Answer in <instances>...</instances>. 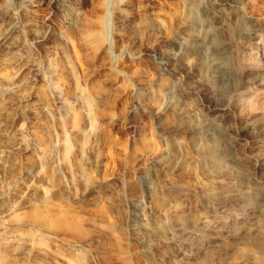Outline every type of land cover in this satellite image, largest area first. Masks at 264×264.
<instances>
[{
  "label": "rangeland",
  "instance_id": "374dc122",
  "mask_svg": "<svg viewBox=\"0 0 264 264\" xmlns=\"http://www.w3.org/2000/svg\"><path fill=\"white\" fill-rule=\"evenodd\" d=\"M201 1L192 9L193 31L188 32L180 24L183 10L176 0H0V264H264V229L241 240L219 241L210 253L194 252L192 258L177 244L161 243L152 230L178 218L184 225H239L260 214L264 227L259 200L233 199L243 188L264 198V83L242 86L264 77V0L261 16L256 11L252 18L228 5L216 8L225 10L234 26L231 37L223 34L219 44L236 43L233 29L240 19L262 36L241 42L240 56L225 59L231 70L224 79L227 89L213 78H201L198 57L191 53L203 44L209 21L202 13L206 0ZM187 60L191 74L181 66ZM212 85L218 94L209 90ZM176 98L187 112L179 117L171 106ZM213 104L230 107L228 136L221 134L216 156L206 152L205 138L193 130L213 117ZM212 180L221 184L212 187ZM214 196L222 213L209 212V204L218 202Z\"/></svg>",
  "mask_w": 264,
  "mask_h": 264
},
{
  "label": "bare ground",
  "instance_id": "6f19581e",
  "mask_svg": "<svg viewBox=\"0 0 264 264\" xmlns=\"http://www.w3.org/2000/svg\"><path fill=\"white\" fill-rule=\"evenodd\" d=\"M176 1H178L179 2V4H180V6H181V8H182V10H183V16L181 17L180 15V24H181V26L183 27V29L185 30V31H191L193 28H192V25H191V23H190V18H191V15H192V9H193V7H194V5L196 4V2L197 1H199V0H176ZM203 1V0H202ZM201 1V2H202ZM177 3V2H176ZM172 4H173V1H172ZM175 4V3H174ZM260 4H262V0H206L202 5V7H203V9H202V13H203V15H205L207 18H208V20L209 21H207L208 23L205 25V26H203L204 27V35L202 36V38H201V40H202V45L201 46H199V47H197L196 48V46H195V48L196 49H194L193 51H191V53L193 54V55H196L197 57H198V60H197V62H199L198 63V65H197V71H198V73H199V75L200 76H202L201 78H204V79H206V80H208V79H211V78H213V79H215V80H217L218 81V84L219 85H222L223 87H222V89L223 88H225V86H224V79H225V77H229L230 76V74H231V70H230V67H228V65H226V63H225V59L227 58V57H229V56H233V55H237L238 57L240 56V47H244V46H241V42H243V43H246V42H249L250 40H256V42H257V39L259 38V36H261L260 35V32L259 31H261V30H258L257 28H252V29H250L249 30V28H248V26H249V24L248 25H246L247 23H245L246 22V20H245V22L244 21H242V19H240L241 21H234L235 23H237V25H235V29H233L235 32H234V34L236 33L237 34V37H235L236 38V43H229V42H227L226 44L223 42L222 44H219V42H218V40L220 39V37L223 35V34H225V33H228L229 31H230V29H231V27H234V26H231L232 24H229V22H227L228 21V16H227V14L224 12V11H222V10H220V9H216V8H218V6H223V5H228V6H230V7H232V8H234V9H241V10H243V12H244V14H245V17L246 18H252V15L256 12V11H258L259 9H260ZM198 5V4H197ZM175 6V5H174ZM178 7V6H177ZM197 7V6H196ZM198 7H199V5H198ZM201 7V6H200ZM69 8V7H68ZM176 8V7H175ZM180 8V9H181ZM221 8V7H220ZM227 8V7H226ZM262 8V7H261ZM196 9V8H195ZM201 9V8H200ZM222 9H223V7H222ZM225 9V8H224ZM231 9V8H230ZM65 10V9H64ZM122 10V9H121ZM176 10V9H175ZM67 11V10H66ZM177 11V10H176ZM239 11V10H238ZM262 11V10H261ZM198 13V12H197ZM197 13L194 15V16H196L197 15ZM258 13H259V16H261L260 15V13L261 12H259L258 11ZM257 12H256V14H258ZM175 14V13H174ZM173 14V15H174ZM176 14H178V13H176ZM231 14V13H230ZM236 14V13H235ZM235 14H234V16H235ZM238 14V13H237ZM241 14V13H240ZM243 15V14H242ZM201 16H202V14H201ZM240 16V15H239ZM263 16V15H262ZM118 17V16H117ZM231 17V16H230ZM238 17V16H237ZM177 18V17H176ZM179 18H178V22H179ZM203 18H205V17H203ZM207 18L205 19V20H207ZM232 18H234L233 17V15H232ZM245 18V19H246ZM258 18V17H257ZM256 18V19H257ZM199 19V18H198ZM259 19V18H258ZM62 20V19H61ZM174 20V19H173ZM236 20V19H235ZM175 21V20H174ZM173 21V22H174ZM193 21V20H192ZM195 21H197V20H195ZM230 21V20H229ZM231 22V21H230ZM233 22V23H234ZM253 22V21H252ZM119 23V22H118ZM177 23V22H176ZM194 23H196V22H194ZM198 24V23H197ZM203 24V23H202ZM262 24V23H261ZM129 26H130V24H128ZM173 25H175V23L173 24ZM195 25V24H194ZM180 26V27H181ZM196 26V25H195ZM150 27V26H149ZM175 27V26H174ZM179 27V28H180ZM202 27V26H201ZM130 29V28H129ZM175 29H176V27H175ZM263 29V28H262ZM133 30H134V28H133ZM133 30H131V31H133ZM179 30V29H178ZM177 30V31H178ZM184 30L182 31V32H184ZM200 30V29H199ZM201 30H203V29H201ZM264 30V29H263ZM119 31V30H118ZM125 31V30H124ZM139 31H141V30H139ZM151 31V30H150ZM181 31V30H180ZM193 31V30H192ZM191 31V32H192ZM133 32H135V31H133ZM174 32H176V31H174ZM190 32V33H191ZM196 32H198V30H196ZM129 33V32H128ZM136 33V32H135ZM187 33V32H186ZM203 33V32H202ZM263 33L264 32H262V35H263ZM197 34V33H196ZM229 34V33H228ZM130 35V34H129ZM133 35V34H132ZM179 35V34H178ZM186 35V34H185ZM189 35V34H188ZM192 35L193 34H191V37H192ZM174 36H177V35H174ZM173 36V37H174ZM180 36H181V34H180ZM190 36V35H189ZM197 36H198V34H197ZM229 36H230V34H229ZM228 36V37H229ZM178 38H179V36H177ZM182 37H184V36H182ZM190 37V38H191ZM201 37V36H200ZM231 37V36H230ZM262 37V36H261ZM198 39V38H197ZM222 39V38H221ZM224 39H227V38H224ZM260 39V38H259ZM175 40V39H174ZM223 40V39H222ZM230 40H231V38H230ZM264 40V39H263ZM179 41H181V40H179ZM185 41V40H184ZM191 41V40H190ZM196 41V40H195ZM226 41V40H225ZM178 42V41H177ZM192 42L193 41H191V44H192ZM198 42V41H197ZM193 43H195V42H193ZM200 43V42H199ZM199 43H197V44H199ZM173 44V43H172ZM186 44V43H185ZM191 44H189V47H190V45ZM253 44H255V43H253ZM194 45V44H193ZM193 45H191L192 47H193ZM200 45V44H199ZM246 46H248L247 44H246ZM253 46V45H252ZM173 47V46H172ZM250 47V46H249ZM258 48V47H257ZM245 49V48H244ZM256 49V48H255ZM160 50V49H159ZM175 50V49H174ZM185 50V49H184ZM187 50H188V48H187ZM192 50V49H191ZM243 50V49H242ZM252 50V49H251ZM161 51V50H160ZM159 51V52H160ZM170 51V50H169ZM186 51V50H185ZM162 52H163V54H164V51H161V54H162ZM172 52V51H171ZM176 52H177V50H176ZM183 52V51H182ZM189 52V51H188ZM247 52H248V50H247ZM251 52H253V50L251 51ZM168 53V52H167ZM175 53V52H174ZM256 53V52H255ZM139 54V53H138ZM156 54V53H155ZM171 54V53H170ZM182 54V53H181ZM181 54L179 53V55L181 56ZM189 54V53H188ZM135 53H134V57H135ZM173 55V54H172ZM184 55H185V52H184ZM248 55H249V53H248ZM171 56V55H170ZM176 56H177V54H176ZM186 56H188V55H186ZM195 56V57H196ZM250 56H252V55H250ZM253 56H256L255 54H253ZM140 57V56H139ZM163 57H165V56H163ZM183 57V56H182ZM191 57V56H190ZM194 57V56H193ZM197 57H196V59H197ZM184 58V57H183ZM248 58V57H247ZM246 58V59H247ZM174 59V58H173ZM179 59H181V58H179ZM193 59V58H192ZM195 59V58H194ZM195 59V60H196ZM239 59V58H238ZM240 59H242V57H240ZM246 59H244V60H246ZM250 60H251V57H250ZM173 61V60H172ZM183 61V60H182ZM188 62H182V64H181V66H182V68L185 70V71H187V73H190L191 72V69L193 68V66L189 63V60H187ZM241 61H243V60H241ZM248 61H249V59H248ZM179 62V61H178ZM196 62V63H197ZM230 62H232V61H230ZM166 63V62H165ZM188 63V64H187ZM241 63V62H240ZM15 64V63H14ZM173 64V63H172ZM232 65L234 64L233 62L231 63ZM195 65V64H194ZM242 65V64H241ZM244 65V64H243ZM242 65V66H243ZM179 66V65H178ZM231 66V65H230ZM179 68V67H178ZM195 68H196V66H195ZM251 68V67H250ZM254 69V68H253ZM181 70V69H180ZM243 71V70H242ZM171 72V71H170ZM179 72V71H178ZM192 73V72H191ZM190 73V74H191ZM247 73H248V71H247ZM185 74V73H184ZM201 74H204V75H201ZM251 74V73H250ZM254 74V73H253ZM256 74V73H255ZM258 74V73H257ZM257 74H256V76H257ZM234 75V74H233ZM232 75V76H233ZM243 75V74H242ZM246 75V74H245ZM249 75V74H248ZM187 76V75H186ZM199 76V77H200ZM231 76V77H232ZM251 76V75H250ZM262 76V75H261ZM259 77V78H252V79H250L251 80V82H250V80H248V82H244V85H242V86H245V87H247V86H249V84H252V85H255V86H258V85H260V84H263L264 83V77ZM188 77H190V76H188ZM196 77V76H195ZM194 79V78H193ZM203 79V80H204ZM232 79V78H231ZM184 80V79H183ZM185 80H187V79H185ZM184 80V81H185ZM188 81V80H187ZM195 81V80H194ZM239 81V80H238ZM180 82V81H179ZM200 82V81H199ZM211 82V81H210ZM209 82V83H210ZM241 82H243L242 80H241ZM183 83V82H182ZM185 83H186V81H185ZM189 83V82H188ZM191 83V82H190ZM228 83V82H227ZM226 83V84H227ZM233 83V82H232ZM239 83V82H238ZM187 84V83H186ZM192 84V83H191ZM207 84V83H206ZM234 84V83H233ZM173 85V84H172ZM181 85V84H180ZM184 85V84H183ZM182 85V86H183ZM205 85V84H204ZM167 86V85H166ZM171 86V85H170ZM241 86V85H240ZM184 87V86H183ZM192 87V86H191ZM197 87V86H196ZM203 87H205V86H203ZM229 87V86H228ZM187 88V87H186ZM263 88V87H262ZM152 89V88H151ZM167 89V88H166ZM184 89V88H183ZM192 89V88H191ZM225 89H227V88H225ZM245 89V88H244ZM253 89V88H252ZM146 90H148V89H146ZM212 93H213V95H216V94H218V91L217 90H219V89H216V87H214L213 85H212V87H211V89H209ZM230 90H232V91H235V89H230V88H228V91L230 92ZM247 90V89H246ZM245 90V91H246ZM165 91V90H164ZM174 91V90H173ZM180 91V90H179ZM185 91H186V89H185ZM206 91V90H205ZM221 91H223V90H221ZM147 92V91H146ZM189 92V91H188ZM250 92V91H249ZM263 92H264V90H263ZM159 93V92H158ZM165 93V92H164ZM171 93H172V91H171ZM219 93H220V91H219ZM246 93H248V92H246ZM165 94H168V93H165ZM170 94V93H169ZM174 94V93H173ZM257 94V93H256ZM149 95V94H148ZM171 95V94H170ZM243 95V94H242ZM248 95V94H247ZM262 95V94H261ZM210 96V95H209ZM240 96V95H239ZM257 96V95H256ZM256 96H254V97H256ZM258 96H260V95H258ZM257 96V97H258ZM263 96V95H262ZM152 97V96H151ZM179 97V96H178ZM236 97H238V96H236ZM235 97V98H236ZM241 97V96H240ZM248 97L249 96H247V97H242L243 99H244V101H245V98H247L248 99ZM256 97V98H257ZM264 97V96H263ZM148 98V97H147ZM169 98V97H168ZM175 98V97H174ZM181 98V97H180ZM162 99V98H161ZM217 99V98H216ZM240 99V98H239ZM242 99V100H243ZM246 99V100H247ZM175 100H177V98L175 99ZM210 100V99H209ZM255 100V99H254ZM181 101V100H180ZM189 101V100H188ZM198 101V100H197ZM236 101V100H235ZM239 101V100H238ZM237 101V102H238ZM243 101V102H244ZM250 101V100H249ZM256 101V100H255ZM167 102V101H166ZM170 102V101H169ZM171 102H172V100H171ZM183 102V101H182ZM214 102V101H213ZM231 102V101H230ZM254 102V101H253ZM257 102V101H256ZM173 103V102H172ZM185 103V102H184ZM191 103H192V101H191ZM192 104H194V103H192ZM254 104V103H253ZM258 104V103H257ZM236 105H238L237 103H236ZM243 105V104H242ZM262 105V104H261ZM169 106H170V104H169ZM168 106V107H169ZM171 106H172V109H173V111H174V113L179 117L180 115H182V114H184V113H187L186 112V108H185V105H183V104H181V103H179V101L177 100V101H175L173 104H171ZM233 106H234V104H233ZM250 107L252 106V105H249ZM160 107V106H159ZM208 107V106H207ZM232 107V106H231ZM235 107V106H234ZM238 107V106H237ZM249 107V108H250ZM254 107V106H253ZM171 108V107H170ZM229 108L230 107H228V105L227 104H213L212 106H210V109L213 111L212 113H214L213 114V117L210 119V120H206L205 122H203V124L200 126H194L193 127V130L194 131H196L197 132V134H199V135H202L205 139H202V138H199V139H202V141L203 140H206V152L208 153V154H210L211 156H216L217 154H219L220 152H221V138H222V136H221V134H223L224 135V137H226V136H228V126L225 124V120H226V117L228 116V110H229ZM233 108V107H232ZM231 108V109H232ZM247 108V107H246ZM252 108V107H251ZM157 110V109H156ZM189 110V109H188ZM197 110V109H196ZM249 110V109H248ZM259 110V109H258ZM264 110V109H263ZM159 110H157V113H159V112H161V111H159ZM172 111V110H171ZM171 111H169L170 112V116H171ZM195 111V110H194ZM194 111H192V112H194ZM251 111V110H250ZM164 112V111H163ZM156 112H155V114H157ZM195 113V112H194ZM204 113V112H203ZM235 113V112H234ZM238 113V112H237ZM189 114V113H188ZM190 114H191V112H190ZM200 114V113H199ZM173 115V114H172ZM196 115V114H195ZM198 115V114H197ZM231 115V114H230ZM164 116V115H163ZM193 116V115H192ZM205 116V115H204ZM258 116H260L259 114H258ZM256 117V118H259V117ZM262 116V115H261ZM160 116H158V118H159ZM174 117V116H173ZM201 117V116H200ZM207 117V116H206ZM211 117V116H210ZM161 118V117H160ZM164 118V117H163ZM185 118V117H184ZM254 118V117H253ZM252 118V119H253ZM162 119V118H161ZM166 119V118H165ZM203 119V118H202ZM240 119V118H239ZM159 120V119H158ZM157 120V121H158ZM185 120V119H184ZM188 120V119H187ZM190 120V119H189ZM191 120H193V119H191ZM204 120V119H203ZM237 120V119H236ZM259 120H261V118H259ZM227 121H230V120H227ZM175 122H177V121H175ZM192 122V121H191ZM195 122H197L196 120H195ZM163 123V122H162ZM198 123V122H197ZM201 123V122H200ZM232 123V122H231ZM230 123V124H231ZM238 123V122H237ZM160 124V123H159ZM169 124V123H168ZM174 124H176V123H174ZM174 124H171V125H174ZM186 124H187V122H186ZM223 124H225V125H223ZM228 124V123H227ZM254 124V123H253ZM263 124H264V122H263ZM163 125H164V123H163ZM179 125H180V123H179ZM184 125V124H183ZM220 125H223L224 127L221 129L220 128ZM165 126V125H164ZM168 126V125H167ZM178 126V125H177ZM187 126V125H186ZM261 126V125H260ZM169 127V126H168ZM167 127V128H168ZM172 128H174L173 126H171ZM176 127V126H175ZM184 127V126H183ZM187 127H189V126H187ZM255 127V126H254ZM166 128V129H167ZM257 128V127H256ZM256 128H254V129H256ZM260 128V127H259ZM262 128V127H261ZM264 128V127H263ZM191 129H192V126H191ZM249 129V128H248ZM188 130V129H187ZM257 130H258V128H257ZM158 131H160V130H158ZM181 131V130H180ZM264 131V130H263ZM161 132V131H160ZM159 132V133H160ZM195 132V133H196ZM237 132V131H236ZM247 132V131H246ZM164 133V132H163ZM251 133H253V132H251ZM179 134V133H178ZM238 134H239V132H238ZM254 134V133H253ZM256 134V133H255ZM163 135H165V134H163ZM172 135V134H171ZM182 134H180V137H183V135L181 136ZM193 135V134H192ZM192 135H190L191 136V138H192ZM174 136V135H173ZM173 136H171V137H173ZM195 136V135H194ZM231 136V135H230ZM247 136V135H246ZM259 136H261V135H259ZM170 137V136H169ZM175 137V136H174ZM173 137V138H174ZM196 137V136H195ZM194 137V138H195ZM188 139H189V137H187ZM194 138H192V140H194ZM180 139V138H179ZM185 139V138H184ZM198 139V140H199ZM225 139V138H224ZM223 139V140H224ZM196 140H197V138H196ZM168 141V140H167ZM188 141V140H187ZM230 141V140H229ZM181 142V141H180ZM190 142V141H189ZM193 142V141H192ZM194 142H195V140H194ZM168 143H169V141H168ZM182 143V142H181ZM191 143V142H190ZM202 143V142H201ZM170 144V143H169ZM171 144H172V142H171ZM183 144V143H182ZM181 144V145H182ZM228 144V143H227ZM230 144V143H229ZM241 144V143H240ZM253 144V143H252ZM173 145V144H172ZM202 145V144H201ZM226 145V144H225ZM239 145V144H238ZM183 146H185V145H183ZM189 146L191 147V145L189 144ZM204 146V145H203ZM227 146V145H226ZM230 146V145H229ZM241 146V145H240ZM170 147H172V146H170ZM181 148V147H180ZM230 148V147H229ZM183 149H184V147H183ZM190 149H192V148H190ZM198 149V148H197ZM205 149V148H204ZM223 149H225V148H223ZM227 149V148H226ZM230 149H232V148H230ZM257 149V148H256ZM172 150V149H171ZM170 150V151H171ZM178 150H179V148H178ZM198 150H200V149H198ZM202 150H203V148H202ZM228 150V149H227ZM227 150H226V152H227ZM255 150V149H254ZM168 151V150H167ZM184 151V150H183ZM183 151H182V153H183ZM230 151V150H229ZM234 151V150H233ZM236 151V150H235ZM248 151V150H247ZM250 151V150H249ZM253 151V150H252ZM174 152V151H173ZM179 152H181L180 150H179ZM195 152V151H194ZM238 152V151H237ZM236 152V153H237ZM254 152V151H253ZM258 152V151H257ZM169 153V152H168ZM224 153V152H223ZM222 153V154H223ZM229 153V152H228ZM250 153V152H249ZM184 154V153H183ZM197 154V153H196ZM227 154V153H226ZM235 154V153H234ZM237 154H239V152L237 153ZM167 155V154H166ZM165 155V156H166ZM185 155V154H184ZM202 155V154H201ZM230 155V154H229ZM240 155V154H239ZM246 155V154H245ZM250 155V154H249ZM186 156V155H185ZM189 156V155H188ZM191 156H192V154H191ZM196 156V155H195ZM198 156V155H197ZM222 156V155H221ZM228 156V155H227ZM236 156V155H235ZM253 156V155H252ZM255 156V155H254ZM253 156V157H254ZM260 156V155H259ZM163 157V156H162ZM168 157H169V155H168ZM204 156H202L201 158H203ZM229 157V156H228ZM247 157V156H246ZM245 157V158H246ZM264 157V156H263ZM165 158V157H164ZM194 158V157H193ZM205 158H206V156H205ZM204 158V159H205ZM208 158V157H207ZM206 158V159H207ZM212 159H214L213 157H211ZM225 158V157H224ZM227 158V157H226ZM232 158H234V156L232 157ZM249 158V157H248ZM169 159V158H168ZM176 158H174L173 160H175ZM182 159V158H181ZM188 159H190V158H188ZM194 159H197V158H194ZM209 159V158H208ZM211 159V160H212ZM220 158H219V156H218V160H219ZM222 159V158H221ZM236 159V158H235ZM171 160H172V157H171ZM210 160V161H211ZM230 160H231V157H230ZM241 160H243V159H241ZM246 160H247V158H246ZM245 159H244V161H246ZM249 160V159H248ZM177 161L178 160H176V163H177ZM179 161H180V159H179ZM182 161V160H181ZM188 161V160H187ZM199 161H201L200 160V158H199ZM227 161V160H226ZM254 161H256L255 159H254ZM254 161H253V163H254ZM258 161H260V160H258ZM162 162V161H161ZM167 162V161H166ZM188 162H190V161H188ZM196 162V161H195ZM198 162V161H197ZM196 162V163H197ZM208 162V161H207ZM212 162H214V161H211V164H212ZM216 162V161H215ZM222 162V161H221ZM239 162V161H238ZM242 162V161H241ZM247 162V161H246ZM252 162V161H251ZM168 163V162H167ZM175 163V162H174ZM180 163H182V162H180ZM230 163V162H229ZM243 163V162H242ZM250 163V162H249ZM189 164V163H188ZM231 164V163H230ZM233 164H234V161H233ZM233 164H232V166H233ZM245 164V163H244ZM251 164V163H250ZM260 164L261 165H263L264 164V160L263 161H261L260 162ZM173 165V164H172ZM176 164H174V166H175ZM194 165V164H193ZM210 164H208V166H209ZM215 165V164H214ZM226 165V164H225ZM225 165H223V167L225 166ZM235 165V164H234ZM242 166H243V164H241ZM240 165V166H241ZM252 165V164H251ZM162 166V165H161ZM187 166V163L185 164V167ZM239 166V167H240ZM254 166V165H253ZM256 166V165H255ZM164 168H166L165 166H163ZM172 167V166H171ZM189 167V166H188ZM195 167V166H194ZM209 167H211V166H209ZM217 165H216V169H217ZM226 167V166H225ZM234 167V166H233ZM232 167V168H233ZM238 167V168H239ZM159 168H161L160 166H159ZM167 168H168V166H167ZM200 168V167H199ZM203 168V167H202ZM230 168V167H229ZM252 168V167H251ZM258 168V167H257ZM174 169V168H173ZM176 169H178L177 167H176ZM180 169V168H179ZM213 169H215V167L213 168ZM226 169H228V168H226ZM260 169V168H259ZM263 169V168H262ZM167 170V169H166ZM175 170V169H174ZM196 170V169H195ZM194 170V171H195ZM199 170V169H198ZM202 170V169H201ZM250 170H253V169H250ZM261 170V169H260ZM177 171V170H176ZM180 171V170H179ZM194 171H193V173L192 174H194ZM203 171H204V169H203ZM218 171V170H217ZM220 171V170H219ZM229 171H233L234 172V170H229ZM262 171V170H261ZM198 172V171H197ZM209 172V171H208ZM207 172V173H208ZM214 173L216 172V171H213ZM222 172V171H221ZM225 172V171H224ZM236 172V171H235ZM238 172H239V170H238ZM258 172V171H257ZM263 172V174L262 175H264V171H262ZM170 173V172H169ZM223 173V172H222ZM227 173V172H226ZM228 173H230V172H228ZM227 173V174H228ZM241 173V172H240ZM252 173V172H251ZM250 173V174H251ZM259 173V172H258ZM257 173V174H258ZM199 174H200V172H199ZM199 174H198V176H199ZM202 174H204V173H202ZM212 174V173H211ZM249 174V175H250ZM166 175V174H165ZM207 175V174H206ZM205 175V176H206ZM244 175V174H243ZM243 175H242V177H243ZM259 175V174H258ZM161 176V175H160ZM159 176V177H160ZM203 176V175H202ZM194 177V176H193ZM192 177V178H193ZM201 177V176H200ZM235 177H236V175H235ZM234 177V178H235ZM257 177V176H256ZM261 177V176H260ZM263 177V176H262ZM163 178V177H162ZM237 178V177H236ZM247 178V177H246ZM158 179V178H157ZM209 179V178H208ZM212 179H215V178H213L212 177ZM217 179V178H216ZM228 179V178H227ZM226 179V183H228V180ZM231 179H232V177H231ZM243 179V178H242ZM241 178H240V180H242ZM192 180V179H191ZM207 180V179H206ZM233 180V179H232ZM198 181H199V178H198ZM218 181H219V179H218ZM157 182V181H156ZM225 182V181H224ZM237 181H235V183H236ZM244 182V181H243ZM243 182H241V183H243ZM250 182V181H249ZM259 182V181H258ZM196 183V182H195ZM205 183V182H204ZM204 183H202V184H204ZM230 183V182H229ZM234 183V182H233ZM239 184H240V182H238ZM237 183V184H238ZM245 183V182H244ZM243 183V184H244ZM206 184V183H205ZM204 184V185H205ZM208 184V183H207ZM210 184H211V186L213 187V186H215V187H217L219 184H221V183H218L217 181H214V180H212V181H210ZM242 184V185H243ZM156 185H157V183H156ZM194 185V184H193ZM204 185H202V186H204ZM234 185V184H233ZM246 185V184H245ZM245 185H243V186H245ZM161 186V185H160ZM174 186V185H173ZM192 186V185H191ZM196 186V185H195ZM231 186V185H230ZM239 186V185H238ZM247 186V185H246ZM249 186V185H248ZM194 187V186H193ZM211 187V188H212ZM171 188V187H170ZM187 188V187H186ZM235 188V187H234ZM240 188V187H239ZM243 188V187H242ZM248 188V187H247ZM155 189H157V188H155ZM161 189V188H160ZM201 189H203V188H200V190ZM210 189V188H209ZM217 189V188H216ZM241 189V188H240ZM221 190V189H220ZM248 190V189H247ZM153 191V190H152ZM155 191H157V190H155ZM166 191V190H165ZM196 191V190H195ZM202 191V190H201ZM204 191V190H203ZM210 191H214V189H210ZM252 191V190H251ZM154 192V191H153ZM157 192H159V194H160V190L158 189V191ZM200 192V191H199ZM198 192V193H199ZM222 192V191H221ZM227 192V191H226ZM191 193V192H190ZM205 193V192H204ZM218 193V192H217ZM150 194H151V192H150ZM153 195H156L155 194V192L154 193H152ZM164 194V193H163ZM167 194V193H166ZM193 194V193H192ZM195 194V193H194ZM206 194H207V191H206ZM221 194H223V193H221ZM229 194H231V193H229ZM233 194V193H232ZM169 195V194H168ZM170 195H172V194H170ZM196 195H198V194H196ZM215 195V194H214ZM218 195L220 196V192L218 193ZM257 194H255V192L253 193V191L252 192H249V191H246L244 188H243V190L241 189V192L240 193H238L235 197H233V199H234V201H238V202H252V201H255L256 200V202L259 200L260 201V203H258V204H260L258 207L260 208V212H262L263 213V215H264V198H257V196H256ZM157 196H160V195H157ZM178 196V195H177ZM205 195L203 194V197H204ZM207 196H208V194H207ZM211 196V195H210ZM226 196V195H225ZM224 195H223V197H225ZM230 196V195H229ZM155 197V196H154ZM201 197H202V194H201ZM216 196H214V198H215ZM156 198V197H155ZM207 198V197H206ZM222 198V197H221ZM228 198V197H227ZM158 199H161V197L160 198H158ZM168 199H170V196H169V198ZM180 199V198H179ZM182 199V198H181ZM197 199H200V198H197ZM216 200H217V197L215 198ZM214 199V200H215ZM223 199V198H222ZM163 200V199H162ZM165 200H167V199H165ZM164 200V201H165ZM178 200V199H177ZM191 200V199H190ZM221 200V199H220ZM174 201V200H173ZM201 201V200H200ZM200 201H199V203H200ZM218 201V200H217ZM233 201V200H232ZM258 201V202H259ZM170 202H172V200L170 201ZM204 202V201H203ZM191 203V202H190ZM190 203H187L188 205L190 204ZM240 203V204H241ZM191 204H193V203H191ZM203 204H205V202L203 203ZM239 204V205H240ZM184 204H182V206H183ZM187 205V206H188ZM211 207H210V210H209V212L211 213V214H215L216 212H220V213H222V203H221V201H218L217 203H215L213 206H212V204H209ZM243 205V204H242ZM164 206V205H163ZM176 206V205H175ZM168 207H170V206H167V208H165V206H164V208L163 209H168ZM208 207V206H207ZM161 208V207H160ZM170 208H172V207H170ZM174 208V207H173ZM184 208H186V206L184 207ZM188 209V208H187ZM186 209V210H187ZM191 208H189V210H190ZM156 210H157V208H156ZM185 210V211H186ZM225 209H223V211H224ZM162 211V210H161ZM184 211V212H185ZM193 211V210H192ZM159 212V211H158ZM181 212V211H180ZM227 212V211H226ZM163 213V212H162ZM161 212L159 213V214H162ZM191 213V212H190ZM174 214V213H173ZM182 214H184V213H182ZM187 214V213H186ZM201 214H202V212H201ZM236 214V213H235ZM199 215V214H198ZM155 216V215H154ZM178 216V215H177ZM177 216H175L176 218H177ZM183 216V215H182ZM187 216V215H186ZM191 216H192V213H191ZM197 216V215H196ZM228 216V215H227ZM251 216V215H250ZM257 216V215H256ZM258 216H261V214L260 215H258ZM258 216H257V219L256 220H253L251 223H239V225H237V224H231L230 223V225H227V224H220V225H216L215 223H210V222H202L201 224H199V225H196V224H190V225H184L183 224V222H182V220L180 221L179 220V218H178V220L176 221H173V223H170V224H164V225H155V226H153V228H152V230H153V232L154 233H157L159 236H160V241H161V243H163V244H169V243H174L175 245L177 244V247L179 246V248L180 249H183L185 252H188V255H187V253H186V255L188 256V258H192V254L195 252V253H201V254H204L205 252V254H208L207 252H209V251H207V250H209L211 247H213V245L215 244V243H217V242H219V241H223V240H230V241H235V240H241V239H244V237L246 236V235H248V236H250V234L251 233H258V232H260L261 230H263L264 229V227H263V223L261 224V218H262V216H261V218H258ZM179 217V216H178ZM184 217V216H183ZM199 217V216H198ZM264 217V216H263ZM173 218V217H172ZM171 218V219H172ZM197 217H195V219H196ZM169 219V218H168ZM182 219H184L185 220V217L184 218H182ZM220 219H222V218H220ZM155 220V219H154ZM157 220V219H156ZM162 220V219H161ZM167 220V219H166ZM166 220H164V222L166 221ZM191 220V219H190ZM202 220V219H201ZM231 220V219H230ZM169 221V220H168ZM171 221V220H170ZM186 221V220H185ZM187 221H188V219H187ZM239 221V220H238ZM163 222V221H162ZM191 222V221H190ZM152 223V222H151ZM157 223V222H156ZM234 223V222H233ZM149 228V227H148ZM160 233H162V235L160 234ZM137 234V233H136ZM149 234H150V232H149ZM264 234V233H263ZM254 235V234H253ZM136 236H138V235H136ZM142 236V235H141ZM140 237V236H139ZM151 237H153L152 235H151ZM199 237H202V240H201V238H199ZM251 237V236H250ZM261 237V236H260ZM196 238H199L201 241L200 242H197V241H194L193 242V240H195ZM137 239V238H136ZM142 239V238H141ZM147 239V238H146ZM146 239H145V241H146ZM149 239V238H148ZM151 239H153V238H151ZM155 239H157V238H155ZM249 239V238H248ZM257 240V239H256ZM261 240V239H260ZM143 241H144V239H143ZM263 241V240H262ZM139 242V241H138ZM261 242V241H260ZM140 243V242H139ZM146 243V242H145ZM232 243H234V242H232ZM246 243V242H245ZM234 244H236V246H238L237 245V243H234ZM261 244V243H260ZM141 245V244H140ZM143 245H145V244H143ZM149 245V244H148ZM158 245V244H157ZM230 245V244H229ZM251 245V244H250ZM226 246V245H225ZM257 246V245H256ZM155 247V246H154ZM175 247V246H174ZM176 247V248H177ZM221 247V246H220ZM224 247V246H223ZM170 248H171V246H170ZM173 248V247H172ZM175 248V250H177ZM226 248H228V247H226ZM235 248V247H234ZM243 248H245V247H243ZM161 249V248H160ZM163 249V248H162ZM213 249V248H212ZM211 249V250H212ZM167 250V249H166ZM214 250V249H213ZM233 250V249H232ZM236 250V249H235ZM235 250H233V251H235ZM163 251V250H162ZM168 251H169V249H168ZM226 251H227V249H226ZM228 251H230V250H228ZM227 251V252H228ZM250 251V250H249ZM165 252V251H164ZM216 252V251H215ZM232 252V251H231ZM255 252H257V251H255ZM262 252V251H261ZM264 252V251H263ZM168 253H170V252H168ZM210 253V252H209ZM252 253V252H251ZM178 254H180V253H178ZM183 254V253H182ZM204 254V255H205ZM212 254H213V252H212ZM256 254V253H255ZM261 254V253H260ZM204 255H202V257L204 256ZM207 256V255H206ZM184 258V257H183ZM203 258H206V257H203ZM199 259V258H198ZM201 259V258H200ZM39 261H42V260H39ZM38 261V262H39ZM189 261H191V263H192V261H193V263H195L194 262V260H189ZM197 261V260H196ZM201 261V260H200ZM202 261H203V259H202ZM199 262V261H198ZM40 263V262H39ZM41 263H43V261L41 262ZM190 263V264H191ZM188 264V263H187ZM196 264V263H195ZM201 264V263H200Z\"/></svg>",
  "mask_w": 264,
  "mask_h": 264
}]
</instances>
